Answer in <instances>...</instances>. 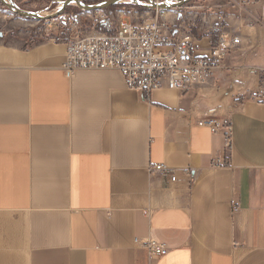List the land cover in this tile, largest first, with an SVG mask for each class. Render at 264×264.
I'll use <instances>...</instances> for the list:
<instances>
[{
    "label": "crops",
    "instance_id": "crops-1",
    "mask_svg": "<svg viewBox=\"0 0 264 264\" xmlns=\"http://www.w3.org/2000/svg\"><path fill=\"white\" fill-rule=\"evenodd\" d=\"M203 4L178 14L196 52L240 43L184 91L146 97L116 69L65 72V41L0 38V264H264V0ZM206 117L228 118V148Z\"/></svg>",
    "mask_w": 264,
    "mask_h": 264
},
{
    "label": "built area",
    "instance_id": "built-area-1",
    "mask_svg": "<svg viewBox=\"0 0 264 264\" xmlns=\"http://www.w3.org/2000/svg\"><path fill=\"white\" fill-rule=\"evenodd\" d=\"M154 11L155 16L137 22L124 15L116 21L105 15L95 16L90 29L65 41L62 69L68 73L79 69H116L128 87L148 97L159 88L184 91L206 83L240 43L237 35L221 32L207 53L199 54L191 35L174 27L166 17V10L154 8ZM198 124L222 133L226 147L230 146L232 132L228 118L206 117ZM224 163L217 160L214 165ZM149 170L175 180L174 169L163 163H152ZM137 243L154 256L165 255L168 250L153 239Z\"/></svg>",
    "mask_w": 264,
    "mask_h": 264
},
{
    "label": "rangeland",
    "instance_id": "rangeland-1",
    "mask_svg": "<svg viewBox=\"0 0 264 264\" xmlns=\"http://www.w3.org/2000/svg\"><path fill=\"white\" fill-rule=\"evenodd\" d=\"M18 7L25 10L48 14L59 7L62 0H12ZM88 4H95L103 0H83ZM158 2H173L177 0H156ZM207 0H191L181 7L166 10V17L174 27L184 28V23L179 22V12H184L186 7L193 4H203ZM209 1V0H208ZM140 2V3H139ZM149 4L148 0H124L115 3L109 7L97 11H86L80 9L76 4L66 6L63 13L57 17L46 20H33L21 17L10 11L6 6L0 4V31L3 32L5 42L12 43L19 40L24 45L31 46L34 43L53 40L66 41L76 33L84 32L94 25L95 16L105 15L116 21L119 16L124 15L126 18L137 22L149 16H155L154 8L143 5ZM208 8L202 9L195 18L201 20L200 14L207 12ZM182 16V15H181Z\"/></svg>",
    "mask_w": 264,
    "mask_h": 264
},
{
    "label": "water",
    "instance_id": "water-1",
    "mask_svg": "<svg viewBox=\"0 0 264 264\" xmlns=\"http://www.w3.org/2000/svg\"><path fill=\"white\" fill-rule=\"evenodd\" d=\"M122 1L124 0H103L95 4H88L84 2L83 0H62L59 3V7L55 11H52L51 13H48V14H42L40 12H34V11H29V10L20 8L12 0H0V2L4 6H6L10 11L16 13L17 15L28 18V19L37 20V21L57 17L63 13L66 6L71 5L73 3L76 4L82 10L97 11V10H101L103 8L109 7L115 3H119ZM148 1H149V4L143 3V5L149 6L151 8H160L163 10H170L172 8L181 7L182 5L186 4L187 2L191 0H177L173 2H158L156 0H148ZM263 13H264V7H263ZM2 36H3V32L0 31V38Z\"/></svg>",
    "mask_w": 264,
    "mask_h": 264
},
{
    "label": "trees",
    "instance_id": "trees-1",
    "mask_svg": "<svg viewBox=\"0 0 264 264\" xmlns=\"http://www.w3.org/2000/svg\"><path fill=\"white\" fill-rule=\"evenodd\" d=\"M1 5H3L1 2H0Z\"/></svg>",
    "mask_w": 264,
    "mask_h": 264
}]
</instances>
